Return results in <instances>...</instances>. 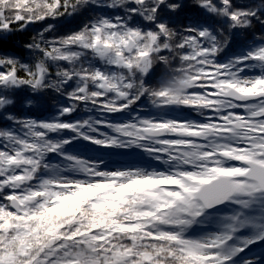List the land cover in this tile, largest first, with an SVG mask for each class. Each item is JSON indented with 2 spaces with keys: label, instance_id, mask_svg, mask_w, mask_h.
Instances as JSON below:
<instances>
[{
  "label": "snow or ice",
  "instance_id": "snow-or-ice-1",
  "mask_svg": "<svg viewBox=\"0 0 264 264\" xmlns=\"http://www.w3.org/2000/svg\"><path fill=\"white\" fill-rule=\"evenodd\" d=\"M0 264H264V0H0Z\"/></svg>",
  "mask_w": 264,
  "mask_h": 264
},
{
  "label": "trees",
  "instance_id": "trees-1",
  "mask_svg": "<svg viewBox=\"0 0 264 264\" xmlns=\"http://www.w3.org/2000/svg\"><path fill=\"white\" fill-rule=\"evenodd\" d=\"M183 2L188 5L189 9H192L195 7V0H183ZM183 25H176V27H182ZM39 30V25H31L29 28L23 32L17 33L15 40L12 42L13 46L17 48L18 51L21 52V55H23V44L30 40L33 35H35V32ZM165 71V68L163 65L157 63L154 66V72L155 74L159 75ZM25 99H32L33 101H36L37 104H33L31 109H26L24 107L23 101ZM56 103L55 99L50 96L46 95L45 97H37V96H30L28 93H21L19 96V100L17 102L16 108L18 110L24 111L25 114H31L36 116H41L46 114V111L49 106L54 105ZM121 155H116L117 160H114V165L119 166V163L117 162L120 159ZM138 159L134 157H131L130 161H137ZM111 163V164H113Z\"/></svg>",
  "mask_w": 264,
  "mask_h": 264
},
{
  "label": "clouds",
  "instance_id": "clouds-1",
  "mask_svg": "<svg viewBox=\"0 0 264 264\" xmlns=\"http://www.w3.org/2000/svg\"><path fill=\"white\" fill-rule=\"evenodd\" d=\"M189 73L187 71H178L166 78L163 85L155 86V91H167L168 99L171 103L179 105L183 101L184 94L190 86L187 81ZM27 103L36 104V101H28Z\"/></svg>",
  "mask_w": 264,
  "mask_h": 264
},
{
  "label": "rangeland",
  "instance_id": "rangeland-1",
  "mask_svg": "<svg viewBox=\"0 0 264 264\" xmlns=\"http://www.w3.org/2000/svg\"><path fill=\"white\" fill-rule=\"evenodd\" d=\"M84 155H94V153L92 151H94L93 149H81ZM116 155H121L120 159L117 162H126V161H130L131 157L137 158L138 160L140 159V157L138 155H134V154H130V153H122V154H111L109 156H105V160L109 163V166H117L114 165V160H117ZM113 163V164H111Z\"/></svg>",
  "mask_w": 264,
  "mask_h": 264
}]
</instances>
